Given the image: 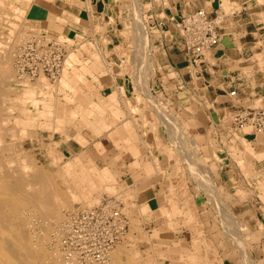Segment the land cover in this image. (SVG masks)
Segmentation results:
<instances>
[{
	"label": "crops",
	"instance_id": "crops-1",
	"mask_svg": "<svg viewBox=\"0 0 264 264\" xmlns=\"http://www.w3.org/2000/svg\"><path fill=\"white\" fill-rule=\"evenodd\" d=\"M135 4L148 36L143 43L151 71L147 77L127 73L129 58L121 54L136 40L130 0L31 4L27 18L32 26L62 39L66 57L59 80L36 90L30 113L23 118L24 131L65 158L82 159L88 166L93 161L98 173L109 171L113 180L108 184L116 189L114 194L103 190L100 195L116 194L130 220L129 232L136 236H156L158 243L174 249L191 244L199 224L204 231L199 238L215 239L218 253L229 255L230 264H239L242 251L213 226L215 218H221L213 208L221 203L248 229L239 231L248 239L251 262L264 264V133L251 125L249 131L233 125L238 110H264V0H137ZM198 9L210 15L221 10L225 17L220 44L191 61L180 50L177 23ZM155 103L163 110L159 112ZM164 109L183 122L180 134L176 125L166 124ZM191 164L203 174L200 181L191 175ZM205 172L212 175L208 181ZM179 180L184 181L182 186ZM174 188L190 190L193 205L180 190L172 193Z\"/></svg>",
	"mask_w": 264,
	"mask_h": 264
},
{
	"label": "bare ground",
	"instance_id": "bare-ground-1",
	"mask_svg": "<svg viewBox=\"0 0 264 264\" xmlns=\"http://www.w3.org/2000/svg\"><path fill=\"white\" fill-rule=\"evenodd\" d=\"M7 3V0H0V8H3L5 6V4ZM10 3V2H9ZM9 6H11L9 4ZM13 7V6H12ZM136 7V6H135ZM138 8V6H137ZM4 9V8H3ZM14 15L16 17V19H24V15H25V11L22 12V9L18 10L17 7H14ZM8 10V8H7ZM1 11V9H0ZM4 10H2L3 15L0 14V16H2V18L0 19V26H4V24H1L2 22L5 23H9L8 25L11 27L10 31H8L9 33L7 34V39L8 41H4V35H3V31H1V27H0V99H2L4 96H7L6 93L7 92H11V90H13L14 85L20 82L16 79V75L23 80L27 81H33L34 79H31L26 73H23L22 70L16 68L15 72L12 69L13 67L11 66V62H12V55L15 56V63L17 61V63L22 62L23 58L22 57V50H15V46L17 44H20V42L18 41H22V35L20 33V31L17 30L18 28V23L16 22H12L8 19H6L7 17L5 16L3 12ZM138 11V10H137ZM137 15V14H136ZM141 16V15H140ZM134 25L136 26V29L134 30V33L136 32V34L138 32H142L138 34V37H140V40L144 39V42H148V36L147 33L144 35L143 34V30H146V27L143 25V21L142 18L140 17H135L134 18ZM21 22V20H20ZM22 24V23H21ZM7 27V26H6ZM133 27V26H132ZM22 28V27H21ZM9 29V27H8ZM135 34V35H136ZM142 34V35H140ZM25 35V34H24ZM30 35V34H29ZM39 36V35H38ZM14 37V38H13ZM25 37V36H24ZM23 37V39H24ZM35 36H27L25 39V41L23 40L24 44H26L27 42H29L31 39H33ZM48 37V35H47ZM11 38V39H10ZM16 38V39H15ZM15 39V41L17 42H11V40ZM139 39V38H138ZM137 42L138 41H135ZM139 42H143V41H139ZM143 42V43H144ZM23 44V45H24ZM142 43H140L141 45ZM137 45V44H136ZM143 45V44H142ZM146 45H144L145 47ZM143 47V48H144ZM21 48V46H20ZM69 48V47H68ZM122 48V47H121ZM70 49V48H69ZM132 49V48H131ZM142 49V48H141ZM147 48L144 49V51H146ZM126 50V48H125ZM143 50V49H142ZM119 51V50H118ZM124 51V50H123ZM123 51H121V54H123ZM141 52V51H140ZM147 52V51H146ZM131 53V52H130ZM134 53V52H133ZM128 54L126 53V51H124V55ZM141 54H143V51L141 52ZM145 54V53H144ZM143 54V55H144ZM132 55V54H131ZM147 56V55H144ZM147 58V57H146ZM149 58V57H148ZM151 58V57H150ZM130 59V58H129ZM128 59V61H129ZM132 59L134 61H139L136 60V58L134 59L132 57ZM131 59V60H132ZM145 60V59H144ZM116 61V60H115ZM130 62V61H129ZM135 62V63H136ZM152 62V61H151ZM14 63V62H13ZM147 63V62H146ZM140 64V63H139ZM138 64V65H139ZM148 64V63H147ZM16 65V64H15ZM131 65V66H129ZM141 65V64H140ZM145 65V64H144ZM129 66L130 69H132L134 66L132 65V63L127 64L125 67V70L127 73H130L131 70L128 69L127 67ZM145 69H143V66L140 67L139 72H141L142 70L145 71V73H143L144 75H148L149 73H151V71L149 72V67L148 65H145ZM17 67V66H16ZM64 67V65H63ZM63 70V68H62ZM124 70V71H125ZM129 70V72H128ZM133 70V69H132ZM136 70V69H134ZM133 72V71H132ZM131 72V74H132ZM138 72V73H139ZM125 73V72H123ZM122 73V74H123ZM142 73V72H141ZM62 74V73H61ZM140 75V73H139ZM151 75V74H150ZM149 75V76H150ZM124 76V75H123ZM61 77V75H60ZM138 77V76H137ZM141 77V76H140ZM151 77V76H150ZM41 78V79H40ZM135 78V77H134ZM145 77H141V83L142 85L145 84L146 80L144 79ZM40 79V80H39ZM43 79V80H42ZM137 79V78H136ZM135 79V80H136ZM149 79V78H148ZM147 79V80H148ZM36 80H38L37 82H32L31 84H28L30 82L27 83V85H25V92L27 93L26 95H28L29 101L28 102H33L36 98V90L40 87L46 86V82H48V85L51 83L52 80H50L46 75L42 74L40 75V77H38ZM45 80V82H44ZM59 80L56 79V82ZM145 80V81H144ZM133 81V80H132ZM24 83H26L25 81H22ZM140 82V81H139ZM149 82V81H148ZM54 84V83H53ZM146 85V84H145ZM144 85V86H145ZM133 86V85H132ZM140 86V85H139ZM147 87V86H146ZM133 88V87H132ZM24 89V88H23ZM147 89V88H146ZM145 89V90H146ZM119 90V89H118ZM142 90V88L140 89ZM149 90V89H147ZM146 90V91H147ZM23 92V91H22ZM134 92V91H133ZM146 93V92H145ZM149 93V92H148ZM147 93V94H148ZM151 94V93H150ZM13 95V94H12ZM142 95V94H141ZM17 96V94H16ZM25 98V97H24ZM156 98V97H155ZM23 99V98H22ZM147 100V98H146ZM161 104V103H160ZM148 105V103H147ZM158 111L160 112L161 107L159 108V106L155 103ZM164 106V105H163ZM166 108V107H165ZM133 109V108H132ZM156 109V110H157ZM163 110V108L161 109ZM157 111V112H158ZM151 112V111H150ZM163 112V111H162ZM161 112V116H164V118L170 120L167 122L168 125H183L180 121V123L178 121H176L177 119H173L174 114L171 113L170 116H172L173 118H170L169 115L167 116L164 110V113L162 115ZM153 113V112H152ZM154 114V113H153ZM156 114V113H155ZM159 114V113H158ZM127 115H129L127 113ZM152 115V114H151ZM152 117V116H151ZM89 118V117H88ZM161 119V117H160ZM155 120V119H154ZM153 120V122H154ZM159 120V119H158ZM156 122V121H155ZM27 123V121H26ZM25 121L23 120L22 124H26ZM160 123V122H159ZM137 124V123H136ZM158 124V123H157ZM155 123V125H157ZM163 124V123H162ZM186 124V123H185ZM10 125V126H9ZM153 125V124H152ZM23 126V125H22ZM139 126V125H137ZM164 126V125H163ZM167 126V125H166ZM177 126V127H176ZM175 128H178L179 126L176 125ZM19 127V126H18ZM70 127V126H68ZM97 128V127H96ZM138 128V127H137ZM180 128V127H179ZM178 128V130H179ZM17 127L15 126V123H10L9 120L7 118H4L2 116H0V264H81L80 262H77V254L72 253L71 251H64L61 248V241H62V236L65 234L66 228H64V226L68 223V217L66 218V215L64 218H62V216L65 214L62 213V209L67 208V207H71L72 208V204L73 201H77L79 200L80 202L83 203H87L89 204L91 200V195L93 193V191L95 190H99L101 188H104L105 191H109V190H114L116 188L112 187L110 184H108L109 182H111L113 180V176H111V174L109 173V171L105 170L102 172V174H97L94 172V170L97 169H90L89 170H83L80 172H75L74 167L72 164H66L65 166H63L64 168L61 170H59V176L60 178L64 179L65 181H67L68 185L65 188H62L58 185L56 178L52 175V173H49L48 171L42 169L41 167H39V164H36L35 160L32 159V157L28 154V153H21L20 155L15 153V149H14V140L15 138L17 139V137H19L18 135V131H17ZM98 129V128H97ZM163 129V128H162ZM167 129V128H165ZM169 129V128H168ZM96 130V129H95ZM110 130V129H109ZM157 130V129H156ZM165 131V130H164ZM169 131V130H168ZM92 132V131H91ZM170 132V131H169ZM173 132V131H172ZM170 134V133H169ZM177 134V132H176ZM175 134V136H176ZM178 134L179 131H178ZM184 135V134H183ZM186 135V134H185ZM158 137V134L156 135ZM169 136V135H167ZM177 137H179L177 135ZM186 137V136H185ZM8 138V140H7ZM10 138V139H9ZM52 139V138H51ZM63 139V138H62ZM159 139V138H158ZM180 139H184V137L181 135ZM179 139V141H180ZM190 139V138H189ZM192 139V137H191ZM160 140V139H159ZM167 140V139H166ZM178 140V138H177ZM188 140V138H187ZM52 141V140H51ZM91 141V140H90ZM190 141V140H189ZM40 142V141H39ZM174 142V141H172ZM184 142V141H183ZM192 142V140H191ZM194 142V141H193ZM160 143V142H159ZM182 143V142H181ZM185 143V142H184ZM79 144V143H78ZM161 144V143H160ZM168 144V143H167ZM195 144V143H194ZM193 143L192 145L195 146ZM22 146V145H21ZM148 146V145H147ZM166 146V145H165ZM176 146H178V144H176ZM185 146V144H184ZM23 147V146H22ZM149 147V146H148ZM39 148V147H38ZM53 148V147H52ZM50 148V149H52ZM82 148V147H81ZM170 148V147H169ZM192 148V147H191ZM32 149V148H31ZM172 149V148H171ZM171 149L167 150L170 153H173L174 151H172ZM175 149V147H174ZM182 149V147H181ZM190 149V148H189ZM248 149V148H247ZM29 150V149H27ZM35 150V149H34ZM42 150V149H41ZM40 150V151H41ZM46 150V148H45ZM56 150V149H55ZM54 150V151H55ZM183 150V149H182ZM250 150V149H248ZM247 150V152H249ZM23 151V150H22ZM53 151V149H52ZM51 151V153H52ZM146 151V150H145ZM191 151V150H190ZM193 151H196V148L193 149ZM24 152V151H23ZM49 152V151H48ZM59 152V151H58ZM181 152V151H180ZM185 152V151H184ZM192 152V151H191ZM190 152V153H191ZM20 153V151L18 152ZM78 153V152H77ZM103 153V152H102ZM119 153V152H118ZM167 153V152H166ZM169 153V154H170ZM194 153V152H193ZM50 154V153H49ZM58 153H56L57 155ZM168 154V153H167ZM174 154V153H173ZM179 154V153H178ZM181 154V153H180ZM186 154V153H184ZM188 154V153H187ZM186 154V155H187ZM235 154V153H234ZM63 155V154H62ZM190 155V154H189ZM188 155V156H189ZM33 156V155H32ZM44 156V155H43ZM49 156V155H47ZM55 155H53L54 157ZM60 156V155H59ZM69 156V155H68ZM169 156V155H168ZM171 156V155H170ZM175 157V154L173 155ZM192 156V155H190ZM195 156V155H194ZM192 156V157H194ZM36 157V156H35ZM52 157V156H50ZM64 157V156H63ZM67 157V156H66ZM89 157V156H88ZM173 157V158H174ZM56 158V157H55ZM62 158V156H61ZM171 158V157H170ZM169 158V159H170ZM37 159V158H36ZM145 159V158H144ZM195 159V158H194ZM198 159V158H197ZM53 160V159H52ZM55 160H58L55 159ZM62 160V159H61ZM60 160V161H61ZM77 162L80 163V165L83 167L84 163L82 162V159H74ZM185 160V159H183ZM182 160V161H183ZM244 160V157L243 159ZM37 161V160H36ZM54 161V160H53ZM63 161V160H62ZM69 161V160H68ZM173 161V160H172ZM179 161V160H178ZM177 161V162H178ZM193 161V159H192ZM240 161V160H239ZM57 162V161H56ZM184 162V161H183ZM186 162V161H185ZM241 162V161H240ZM247 162V161H246ZM50 163V162H49ZM53 163V162H52ZM205 163V162H204ZM238 163V162H237ZM249 163V162H247ZM246 163V164H247ZM59 165L58 163H55ZM63 164V163H62ZM185 164V163H184ZM188 164L189 161H188ZM42 165V164H41ZM47 165V164H45ZM204 165V164H202ZM239 165V164H238ZM61 167V165H59ZM58 166V167H59ZM200 166V165H199ZM248 166V165H247ZM51 167V166H50ZM188 167L189 170H191V175L193 174V176L195 177V179L199 180V173L198 169L196 170V168L191 164ZM201 167V166H200ZM205 167V166H203ZM199 168V167H198ZM202 168V167H201ZM206 168V167H205ZM53 169V167H52ZM56 169V168H55ZM208 169V168H207ZM206 169V170H207ZM93 170V171H92ZM182 170V169H181ZM184 170V169H183ZM209 170V169H208ZM50 171V170H49ZM55 171V170H54ZM201 172V171H200ZM204 172V170H203ZM208 172V171H207ZM205 172V173H207ZM56 173V172H55ZM251 173V172H250ZM58 174V172H57ZM165 174V173H164ZM180 175V172L178 173ZM202 174V173H201ZM208 174V173H207ZM204 174V177L207 175ZM209 174H211L209 172ZM207 175V178L210 175ZM190 175V176H191ZM203 175V174H202ZM178 176V175H177ZM201 176V175H200ZM212 176V175H211ZM210 176V178H211ZM193 177V178H194ZM206 177L204 178V180L206 179L207 181L210 180V178L207 179ZM170 179V178H169ZM203 180V179H201ZM64 181V182H65ZM183 180H179L178 185L180 184L182 186V184L180 183ZM200 181V180H199ZM70 182V183H69ZM163 182V180H162ZM188 182V181H187ZM198 182V181H197ZM196 182V183H197ZM201 183V182H200ZM203 183V182H202ZM206 183V182H205ZM210 183V182H208ZM212 183V182H211ZM215 183V182H214ZM184 184V181H183ZM199 184V182H198ZM216 184V183H215ZM65 185V186H66ZM137 185V184H136ZM140 185V184H139ZM179 185V186H180ZM205 185V184H204ZM203 184H200V187L202 186L203 188L205 187ZM213 185V184H212ZM211 185V186H212ZM116 186V185H115ZM173 186V185H172ZM175 186V185H174ZM196 186V185H195ZM207 186V185H206ZM245 186V185H244ZM184 187V186H183ZM186 187V186H185ZM199 187V186H198ZM139 188V187H138ZM181 188V187H180ZM178 188V190H176V188L173 189L172 193H175V191H179L180 190V195L182 194V196H184V198H186L187 201H189V203L191 205L192 204V200H191V195H188L187 191L190 190H182ZM197 188V187H196ZM210 187L208 186V189ZM214 188V186H213ZM247 188V187H245ZM140 189V188H139ZM186 189V188H185ZM206 189V188H205ZM207 189V191H208ZM168 190H172V188L170 187V189L168 188ZM175 190V191H174ZM211 190V188L209 189ZM100 191V190H99ZM228 191V190H227ZM164 192V191H163ZM209 192V191H208ZM165 193V192H164ZM110 194V193H109ZM177 194H179V192H177ZM207 194V193H206ZM116 195V194H115ZM114 195V196H115ZM218 195V194H217ZM243 196V192L241 194ZM93 196V195H92ZM101 195H97L96 198L100 199ZM113 196V197H114ZM156 196V195H155ZM189 196V197H188ZM196 196V195H195ZM213 196L215 197L214 193ZM235 196V195H234ZM120 197V195H119ZM180 197V196H179ZM213 197V198H214ZM219 197V196H218ZM182 198V199H184ZM212 198V194H211V200ZM220 198V197H219ZM239 198V197H238ZM165 199V198H164ZM198 199V198H197ZM217 200V199H216ZM214 200V202L216 201ZM99 202V201H98ZM186 202V201H185ZM198 202V201H197ZM211 202V201H210ZM223 202V201H222ZM216 203H219V201L217 200ZM82 204V203H81ZM139 204V203H138ZM141 204V203H140ZM212 204V203H211ZM224 204V203H223ZM90 205V204H89ZM146 205V204H145ZM156 205V204H155ZM199 205V204H198ZM214 205V204H213ZM216 208L218 206V204H215ZM214 205V206H215ZM221 205V203L219 204ZM226 205V203H225ZM86 206V204L84 205ZM222 206V205H221ZM92 208V206H90ZM88 207V208H90ZM136 207V206H135ZM190 207V206H189ZM193 209L195 206H192ZM220 207V206H219ZM218 207V208H219ZM83 209H86L87 207H82ZM129 208V207H128ZM215 208V209H216ZM131 209V208H129ZM142 209V207H141ZM192 209V210H193ZM196 209V208H195ZM194 209V210H195ZM220 209V208H219ZM225 209V207H224ZM79 210V209H78ZM136 210V209H134ZM138 210V209H137ZM193 210V211H194ZM218 210V209H217ZM231 210V209H230ZM216 211V210H215ZM219 211V210H218ZM222 211V210H220ZM219 211V212H220ZM229 212V208L226 210ZM74 212V211H73ZM125 212V209H124ZM138 212V211H137ZM196 212V211H194ZM219 212H216L219 213ZM71 213V211H70ZM222 213V212H221ZM224 213V212H223ZM227 213V212H226ZM32 214H38L44 217V221H42L40 224H42V227L45 230V232H41L42 234L37 235L36 233L34 234L33 231L35 232V229L37 228H41V226L39 224H37V226L39 225V227H36L35 224L32 223V219L30 218L32 216ZM69 214V213H68ZM126 214V212H125ZM139 215V214H138ZM220 215V214H219ZM227 215V214H226ZM233 215V214H232ZM69 216V215H68ZM197 216V215H196ZM34 217V216H33ZM37 217V215H36ZM220 217V216H219ZM230 218V217H229ZM227 218V219H229ZM34 219V218H33ZM198 219V218H197ZM223 220V219H222ZM242 220V219H241ZM130 221V220H129ZM221 221V219H220ZM233 221V220H232ZM34 222V221H33ZM62 223V224H61ZM198 223V222H197ZM61 224V227H60ZM233 225H235L234 223H232ZM202 225V224H201ZM229 225V224H228ZM239 225V224H238ZM241 225V224H240ZM263 225V224H261ZM203 226V225H202ZM224 226V225H223ZM226 226V225H225ZM36 227V228H35ZM227 227V226H226ZM230 227V226H229ZM231 227H233L231 225ZM230 227V228H231ZM244 227V226H243ZM261 227V226H260ZM236 228V227H235ZM56 230L54 232L55 234V244L54 245V250L53 247L52 250L53 251H47L46 249V242L47 240L51 237L49 236V232L51 230ZM228 229V228H227ZM245 229V228H244ZM198 230L200 231V227L198 225ZM203 230V229H202ZM201 230V231H202ZM232 230V229H231ZM230 230V232H231ZM234 230V229H233ZM241 230V229H240ZM41 231V229H40ZM144 231V230H143ZM222 231V230H221ZM225 231V230H224ZM227 231V230H226ZM237 231V230H236ZM38 232V231H37ZM234 232V231H233ZM52 233V232H51ZM204 234L203 231L201 232V235ZM226 234V233H225ZM237 234V233H236ZM235 234V235H236ZM51 235V234H50ZM207 235V234H206ZM249 235V234H248ZM53 236V235H52ZM238 236V235H237ZM246 236V235H245ZM244 236V237H245ZM199 237V236H198ZM134 235L132 233H129V230L124 233L123 235H121L120 240L114 245V247L108 252V256L107 259L105 261L104 264H141V262L144 264V260L149 262V263H153L152 258L148 257V258H144L141 254L140 251L137 250V248L134 246L135 245V241H134ZM233 239V238H231ZM50 240V239H49ZM204 240V239H203ZM223 240V239H222ZM239 240V238H238ZM237 240V241H238ZM243 241V240H242ZM242 241H238V243L236 244H241V246L243 245ZM233 242V241H232ZM235 242V241H234ZM50 243V242H48ZM47 243V244H48ZM52 243V242H51ZM46 244V245H47ZM120 244V246H119ZM205 244L208 248L213 249V255H214V250H217L216 246L213 244L212 241H205ZM235 244V243H234ZM49 246V245H48ZM118 246V248H117ZM245 247V246H244ZM117 248V249H116ZM204 249V248H203ZM242 249V248H241ZM208 250V249H207ZM205 249V255H206V251ZM127 253L128 255V260L124 262V260L121 259V254L122 253ZM204 252V251H203ZM69 253L71 255H69ZM169 253V252H168ZM197 253V252H196ZM212 253H208L212 254ZM243 253V258L245 259L244 262H246L245 264H253L249 259L247 253H246V249H244L242 251ZM151 255V254H150ZM198 255V254H197ZM207 255V256H208ZM152 256V255H151ZM205 257V256H204ZM150 258V259H149ZM180 260V259H179ZM210 260V259H208ZM207 260V261H208ZM193 263H197V259L196 262L192 261ZM218 262V261H217ZM242 262V261H241ZM210 263V262H209ZM212 263V262H211ZM220 263V262H219ZM222 263V261H221ZM220 263V264H221Z\"/></svg>",
	"mask_w": 264,
	"mask_h": 264
},
{
	"label": "rangeland",
	"instance_id": "rangeland-1",
	"mask_svg": "<svg viewBox=\"0 0 264 264\" xmlns=\"http://www.w3.org/2000/svg\"><path fill=\"white\" fill-rule=\"evenodd\" d=\"M36 0H7V3L5 4V6L3 7V8H0L1 9V11H0V14L1 15H3V13H2V10H4L3 12H5L6 11V13H4L5 14V16L7 17L6 19H8V20H10V21H12V22H16V23H20L19 25H18V28H17V30L18 31H20V33L21 34H23L24 32V34L22 35L23 37H24V39H23V37H22V41H18V42H20V44H17L16 46H15V50H22V48H23V44H24V42H23V40L25 41L26 39V37L27 36H35L36 35V37H38V35H44V36H47L48 35V37H47V40L49 41V40H56V41H59V42H61L62 44H63V46L65 47V45H64V43H63V41H62V39H56L54 36H52V35H49V34H46V32H39V31H37V29L36 28H34V25L32 26V21H30V19H28L27 18V12H28V10H29V7L31 6V4L33 3V2H35ZM136 1L137 0H130V10H131V12H132V20L131 21H133L134 20V18L136 17V8H134V6L136 5L135 3H136ZM10 2V3H9ZM165 2H167V3H172V0H165ZM9 4L11 5V6H9ZM13 6V7H12ZM14 7H17L18 8V10H20V9H22V12H24L25 13V17H24V19H16V15L14 14ZM7 8H8V10H7ZM20 8V9H19ZM21 11V10H20ZM15 15V16H14ZM2 18V16H0V19ZM20 20H21V22H20ZM6 22V21H5ZM5 22H2L1 21V24H4V26H0L1 27V31H3V35H4V38H3V40L4 41H8V39H7V34L9 33L8 31H10V26L8 25L9 23H5ZM22 23V24H21ZM133 25H134V21L133 22H131ZM7 26V27H6ZM8 27H9V29H8ZM22 27V28H21ZM147 33V31L146 30H143V34L144 33ZM139 33H142L141 31L140 32H138L137 34H136V32H135V34H134V36L136 37L135 39V41H138V43L137 42H135V44L132 46V47H129V48H127L126 50H124V51H126V53H128V54H125L126 56H127V58H130L129 59V61L127 62V64H130V63H132V65L134 66L132 69H130L129 68V66H131V65H129L127 68L128 69H130L131 70V72L133 71L134 73H138L139 72V70H140V67H142L143 66V69H145V65H149V64H147L146 62H147V58H146V56H144L145 54V51H144V49H145V47L142 45L143 44V42H144V39H142V40H140V37H138V34ZM145 33V34H146ZM30 34V35H29ZM144 34V35H145ZM140 35H142V34H140ZM14 38V37H13ZM35 38V37H34ZM139 38V39H138ZM11 39V38H10ZM16 39V38H15ZM15 39H13V40H11V42H17V41H15ZM139 41H143V42H139ZM140 43H142L141 45H140ZM137 44V45H136ZM20 46H21V48H20ZM144 47V48H143ZM132 48V49H131ZM143 50H142V49ZM66 49V48H65ZM121 51H123V50H121ZM124 51H123V54H124ZM143 51V54H141V52ZM131 52V53H130ZM134 52V53H133ZM132 54V55H131ZM132 57L135 59L136 58V60H139V61H134L133 59H132ZM132 59V60H131ZM145 59V60H144ZM14 62V63H13ZM24 59H23V61L22 62H18L17 63V61H16V63H15V56H13L12 55V62H11V66L13 67L12 69L14 70V72H15V70H16V68H18L19 69V65L20 64H22V65H24ZM136 62V63H135ZM141 65H140V64ZM16 64V65H15ZM126 64V65H127ZM139 64V65H138ZM145 64V65H144ZM17 66V67H16ZM21 66V65H20ZM22 67H20V69H21ZM134 69H136V70H134ZM22 70V69H21ZM128 72H129V70H128ZM133 72H132V74H133ZM142 72V73H141ZM141 72H139L140 74H143V73H145V71H141ZM28 75V74H27ZM29 76V75H28ZM142 76V75H141ZM30 78H31V76H29ZM147 77V76H146ZM18 78V79H17ZM60 78V77H59ZM16 79L18 80V81H20L19 83H18V85L17 84H15L14 85V88H13V90H11V92H7L6 93V95L7 96H4L2 99H0V116H2V117H4V118H7L8 120H9V122L12 124V123H15V126L18 128L17 129V131H18V136L19 137H17V139L15 138V140H14V149H15V153H17V154H21V153H28L31 157H32V159L33 160H35V162H36V164H39L38 166L39 167H41L42 169H44V170H46V171H48L49 173H52V175L56 178V180H57V183H58V185L60 186V187H62V188H65V187H67V185H68V183H67V181H65L64 179H62V178H60V176H59V170H61V168L63 169L64 167L63 166H65L67 163L69 164H72L73 165V167H74V170H75V172H80V171H83V170H89L90 171V169L92 168H94L95 167V165H94V163H93V161H91V164H89V166L88 165H86V164H84V166L82 167L81 165H80V163L79 162H77L76 160H74V159H72V158H65V157H63V155H62V153H61V151H59V150H55L54 148H52L53 149V151H52V149H50V147L48 146V145H46L45 143H41V142H39V140H31L29 137H28V135L26 134V132L24 131V128H23V118L24 117H26V115H28L29 113H30V108H31V106H32V103L34 102H28L29 101V98L30 97H28V95H26L27 93L25 92V85H27V83L28 82H30V83H28V84H31L32 82H37L38 80H31V81H27V79L26 80H23V79H20L17 75H16ZM32 79V78H31ZM41 79V78H40ZM39 79V80H40ZM43 80V79H42ZM139 80H141V79H139ZM22 81H25L26 83H24V82H22ZM145 81V80H144ZM44 82H45V80H44ZM51 82H53V81H51ZM56 81H54V83H55ZM33 84V83H32ZM46 85H48V82H46ZM24 88V89H23ZM23 91V92H22ZM13 94V95H12ZM16 94H17V96H16ZM25 97V98H24ZM23 98V99H22ZM259 109V108H258ZM257 109V110H258ZM164 110H166V109H164ZM164 112V111H163ZM171 113H175V112H172V110L171 111H165V113L164 114H166L167 116L169 115V117L170 118H172L170 115H171ZM164 120L166 121V122H168V121H170V120H168V119H166V118H164ZM177 121V120H176ZM165 122V123H166ZM167 124V123H166ZM168 125V124H167ZM176 125H178L179 127H180V125L179 124H177L176 123ZM10 126V125H9ZM19 126V127H18ZM182 126V125H181ZM252 128H250V127H248V128H246V131H249V130H251ZM176 130L178 131V128H176ZM263 136V135H262ZM10 139V138H9ZM7 140H8V138H7ZM23 147H22V146ZM39 147V148H38ZM32 148V149H31ZM45 148H46V150H45ZM247 148H249V147H247ZM246 148V151L248 150ZM27 149H29V150H27ZM35 149V150H34ZM42 149V150H41ZM24 152H23V151ZM41 150V151H40ZM55 150V151H54ZM20 151V153H18ZM49 151V152H48ZM51 151H52V153H51ZM59 151V152H58ZM192 151H193V149H192ZM50 153V154H49ZM56 153H58L57 155H56ZM33 155V156H32ZM44 155V156H43ZM47 155H49V156H47ZM53 155H55L54 157H53ZM60 155V156H59ZM36 156V157H35ZM50 156H52V157H50ZM61 156H62V158H61ZM56 157V158H55ZM37 158V159H36ZM58 158V160H55V159H57ZM54 161H53V160ZM63 161H62V160ZM37 160V161H36ZM61 160V161H60ZM69 160V161H68ZM57 161V162H56ZM50 162V163H49ZM53 162V163H52ZM54 162L55 163H58L59 165H61V167L59 166V165H57V164H54ZM83 163H84V161H82ZM193 162V161H192ZM63 163V164H62ZM42 164V165H41ZM45 164H47V165H45ZM51 166V167H50ZM59 166V167H58ZM52 167H53V169H52ZM194 167L196 168V170L198 169V166L197 165H194ZM56 168V169H55ZM94 169H97L96 167L94 168ZM50 170V171H49ZM55 170V171H54ZM93 171V170H92ZM56 172V173H55ZM57 172H58V174H57ZM94 172L95 173H97V174H102V173H98V170H94ZM199 172H197V174H198ZM200 175L201 174H199V177H200ZM202 176V175H201ZM65 181V182H64ZM67 185H66V184ZM70 183V182H69ZM66 185V186H65ZM100 190V191H99ZM99 190H95V191H93V193H92V195H91V200L90 201H88V202H90L89 204H87V203H83V202H80L79 200H77V201H73V204H72V208L73 209H70L71 207H67V208H64V209H62V213L64 214L63 216H62V218H64L65 217V215H66V218L68 217V219L70 218V216L72 215V214H74L75 212H78V211H80L81 209H83L82 207H90V206H93L94 204H96L99 200H101L103 197H101L100 196V199H97L96 198V196L97 195H100V194H102V192H103V190H104V188H101V189H99ZM110 194H114V191L112 190H109L108 191ZM111 197V196H110ZM113 197V196H112ZM114 198V197H113ZM115 199H116V197H115ZM82 203V204H81ZM86 204V206H84ZM220 206V207H219ZM220 209H219V208ZM216 208V207H215ZM215 208H213L214 209V215L216 216V215H218V216H220L221 218H215V220H216V223H215V225H213V226H215V228H216V230H222L223 231V233H226V235H228V236H230V237H228L227 238V240H229L230 238H233V239H231L232 241H233V245H235V247H238V249L239 250H241V251H243L244 249H246V247L248 248L249 247V244H248V246H247V241H248V239L247 238H245L246 236L245 235H242V232H247V230L248 229H246L245 228V226H244V224H241V225H238V222H237V220H236V218L234 217V216H232L231 215V212H230V208H229V212L228 211H226L228 208L226 207L225 209H224V206H221V205H218L217 206V208H216V211H215ZM79 209V210H78ZM220 211V210H222V211H218V210ZM70 211H71V213H70ZM74 211V212H73ZM216 212H219V213H217L216 214ZM222 212V213H221ZM224 212V213H223ZM227 212V213H226ZM69 213V214H68ZM220 214V215H219ZM227 214V215H226ZM36 215H37V217H36ZM69 215V216H68ZM34 216V217H33ZM230 217V218H229ZM31 219H32V223L33 224H35V226L36 227H39V225L41 226V228H36L35 229V232L33 231V233L35 234H37V235H40V234H42L43 232H45V230H42V229H44L43 227H42V224H40L42 221H44V217L43 216H41V215H38V214H32V216L30 217ZM34 218V219H33ZM227 218H229V219H227ZM220 219H221V221H220ZM223 219V220H222ZM233 220V221H232ZM34 221V222H33ZM45 222V221H44ZM43 223V222H42ZM232 223H234L235 225H233ZM37 224H39L38 226H37ZM62 224V223H61ZM61 224H60V227H61ZM229 224V225H228ZM198 225L199 224H197V226L194 228V231L196 230L197 231V233H196V231H195V237L196 238H194V240L192 241V243L190 244V242L187 244H183V245H178V246H176V247H173L174 249H172V247L170 246H167V244H164V243H158L156 240H155V238H156V236H151L150 238H148V239H144V238H140V237H138V236H136L135 234H133L132 232H129V233H132L133 235H134V241H135V247L137 248V250H139L140 251V254L145 258H148V257H151L152 258V261L154 262V264H220L221 263V261H222V263L221 264H230V256L229 255H227V256H225V254L223 253V254H220V253H218V249L217 250H214V255H213V249H211L210 250V248H208L207 246H206V244H205V241L207 240V241H212L213 242V244L216 246V248H218V246H217V243H216V240L215 239H206V238H199L198 236H202L201 235V232L203 231L202 229V231L200 230H198ZM224 225V226H223ZM227 227H226V226ZM231 225L233 226V227H231ZM62 226H64V225H62ZM231 228H230V227ZM240 227V229H241V231L242 232H240L239 230L240 229H237V227ZM244 226V227H243ZM65 227V226H64ZM200 227V226H199ZM236 227V228H235ZM228 228V229H227ZM245 228V229H244ZM40 229H41V231H40ZM232 229V230H231ZM234 229V230H233ZM225 230V231H224ZM227 230V231H226ZM230 230H231V232H230ZM239 231V232H237V231ZM38 231V232H37ZM56 230H51L49 233L51 234H49V236H51L48 240H47V242H46V244L48 243V242H50V243H48L47 245L45 244V246H46V249H47V251H53L55 248H54V245H52V244H55L56 245V242H54L55 241V234H54V232H55ZM234 231V232H233ZM42 232V233H41ZM52 232V233H51ZM40 233V234H39ZM203 233H204V231H203ZM237 233V234H236ZM239 233H241L240 235H239ZM236 234V235H235ZM53 235V236H52ZM239 237H238V236ZM245 236V237H244ZM239 238V240H238V238ZM204 239V240H203ZM240 242V241H242L243 242V245L241 246V244H236V243H238V241ZM235 241V242H234ZM52 242V243H51ZM235 243V244H234ZM49 245V246H48ZM119 246H120V244H119ZM245 246V247H244ZM51 247H53V250H52V248ZM117 248H118V246H117ZM116 248V249H117ZM204 248V249H203ZM242 248V249H241ZM65 248H62V250H64ZM205 249L207 250L206 251V255H205ZM67 250V249H66ZM66 250H64L65 252H66ZM186 250V251H185ZM68 252L70 251V250H67ZM183 251L184 252H187V253H183ZM204 251V252H203ZM169 252V253H168ZM172 252H174L175 254L173 255V254H171ZM197 252V253H196ZM208 253H212V254H209L208 255ZM152 256H151V255ZM198 254V255H197ZM122 256H121V259L122 260H124V262L125 261H127L128 260V255H127V253H122L121 254ZM149 255V256H148ZM208 255V256H207ZM148 256V257H147ZM205 256V257H204ZM173 257H175L174 259H173ZM125 259H127V260H125ZM150 259V258H149ZM180 259V260H179ZM185 259V260H184ZM196 259H197V263H193L192 261H194V262H196ZM208 259H210V260H208ZM168 260H170V261H168ZM208 260V261H207ZM244 258H243V253L241 254H239V264H245L246 262H244ZM186 261V262H185ZM218 261V262H217ZM242 261V262H241ZM210 262V263H209ZM212 262V263H211ZM220 262V263H219ZM141 264H143L142 262H141ZM144 264H153V263H149V262H147V261H145L144 260Z\"/></svg>",
	"mask_w": 264,
	"mask_h": 264
},
{
	"label": "built area",
	"instance_id": "built-area-1",
	"mask_svg": "<svg viewBox=\"0 0 264 264\" xmlns=\"http://www.w3.org/2000/svg\"><path fill=\"white\" fill-rule=\"evenodd\" d=\"M224 17L221 10L210 15L206 10L198 9L179 20V47L188 60L196 61L220 44L219 30ZM22 53L21 58L25 62L19 66L32 79L44 74L54 82L60 77L66 57V49L61 42L48 41L47 36L39 35L24 44ZM235 94L233 91L232 95ZM233 125L240 130L251 125L264 133V110H238L234 114ZM129 227L130 221L123 206L117 199L106 196L92 208L81 209L70 216L64 227L66 231L62 236L61 248L77 254L76 263L104 264L108 252Z\"/></svg>",
	"mask_w": 264,
	"mask_h": 264
}]
</instances>
